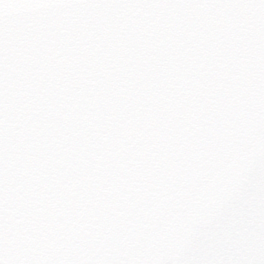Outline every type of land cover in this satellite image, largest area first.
<instances>
[{
    "label": "snow or ice",
    "instance_id": "obj_1",
    "mask_svg": "<svg viewBox=\"0 0 264 264\" xmlns=\"http://www.w3.org/2000/svg\"><path fill=\"white\" fill-rule=\"evenodd\" d=\"M0 264H264V0H0Z\"/></svg>",
    "mask_w": 264,
    "mask_h": 264
}]
</instances>
